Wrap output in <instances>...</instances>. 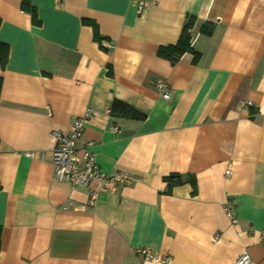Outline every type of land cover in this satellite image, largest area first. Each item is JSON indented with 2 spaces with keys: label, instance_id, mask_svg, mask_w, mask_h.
Returning <instances> with one entry per match:
<instances>
[{
  "label": "crops",
  "instance_id": "obj_1",
  "mask_svg": "<svg viewBox=\"0 0 264 264\" xmlns=\"http://www.w3.org/2000/svg\"><path fill=\"white\" fill-rule=\"evenodd\" d=\"M140 1L28 0L33 24L21 0H0V264H157L139 249L170 264H233L245 250L264 264V0H155L139 16ZM189 17L198 59H159ZM114 101L144 119L111 117ZM87 110L79 146L136 182L76 212L99 183L54 181L50 133ZM172 174L194 177L196 194L188 183L165 194Z\"/></svg>",
  "mask_w": 264,
  "mask_h": 264
},
{
  "label": "built area",
  "instance_id": "obj_2",
  "mask_svg": "<svg viewBox=\"0 0 264 264\" xmlns=\"http://www.w3.org/2000/svg\"><path fill=\"white\" fill-rule=\"evenodd\" d=\"M155 4V0H145L135 3L136 13L142 16L146 13L148 6ZM157 88L163 92L161 98L168 99L170 96L166 91V86L163 83H158ZM249 102L241 103L242 108L250 107ZM92 112L87 110L81 117L72 122L69 134L64 135L58 131H52L50 137L54 142L53 150L51 151L50 162L53 168V179L57 182L67 183L71 190L89 189L93 182L99 183L97 190H89L88 200L86 205L70 206L73 211L85 212L94 209L97 199L110 191L108 186H128L136 182V178L126 173L119 171H111L109 173H102L96 162V155L92 153L91 142H86L79 146L82 137L85 123L92 117ZM112 131H117V128H111ZM25 156L33 158L32 153H27ZM229 170L224 174L226 177L230 176ZM232 204L230 202L225 204L224 212L226 218L231 225H237L238 219L233 213ZM261 244L264 246V230L259 233ZM217 237L212 239L216 241ZM237 257L233 264H251V258L247 251L243 250ZM137 254L142 257L144 261L157 264H170L171 259L167 256H156L147 249L137 250Z\"/></svg>",
  "mask_w": 264,
  "mask_h": 264
},
{
  "label": "trees",
  "instance_id": "obj_3",
  "mask_svg": "<svg viewBox=\"0 0 264 264\" xmlns=\"http://www.w3.org/2000/svg\"><path fill=\"white\" fill-rule=\"evenodd\" d=\"M20 9L23 12H26L31 15V20L33 24H37L38 21L36 19V12L35 9L29 4L28 0H21L20 3ZM195 19L193 17H189L186 19V22L182 26V29L180 31V35L178 37V40L173 45H167L164 47H160L157 51V57L159 59H164L170 62L171 64H175L179 57L184 55L187 52H190L193 54L194 62L198 59V55L193 52L190 42H191V35L190 30L193 28ZM93 38L94 41L97 42L99 45V48L101 47V42L104 40L99 35H97V29L94 25L93 27ZM212 25L209 23H204L200 28V34L204 36H210L212 34ZM105 50L104 48H102ZM8 47L6 45H3L0 43V68L4 69V65L7 62L8 57ZM2 85V79H0V90ZM111 117L118 118V119H124V120H135V121H142L144 119V115L135 112L132 108L126 106L125 104L114 101L109 112ZM163 182L166 184V190L165 194H170L171 188L181 186L183 184H190L192 188V195L196 194V184L195 179L192 176H181V175H168V177L163 178ZM1 234V229H0Z\"/></svg>",
  "mask_w": 264,
  "mask_h": 264
}]
</instances>
